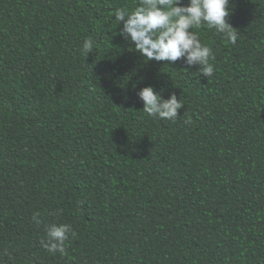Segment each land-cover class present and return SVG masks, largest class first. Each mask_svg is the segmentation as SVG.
<instances>
[{"label":"trees","instance_id":"trees-1","mask_svg":"<svg viewBox=\"0 0 264 264\" xmlns=\"http://www.w3.org/2000/svg\"><path fill=\"white\" fill-rule=\"evenodd\" d=\"M138 4L0 0V264H264V0H230L234 45L196 30L209 78L129 48L115 10ZM146 86L175 122L140 111Z\"/></svg>","mask_w":264,"mask_h":264},{"label":"clouds","instance_id":"clouds-1","mask_svg":"<svg viewBox=\"0 0 264 264\" xmlns=\"http://www.w3.org/2000/svg\"><path fill=\"white\" fill-rule=\"evenodd\" d=\"M231 14L230 0H139L134 9L117 8L114 20L119 24V36L143 61L175 64L181 60L187 66L184 69L195 66L200 76L209 78L215 71L211 63L213 50L201 42L196 30L206 26L234 45L238 32L229 23ZM92 49L93 40H84L82 54L88 56ZM162 93L163 89L157 91L153 86L137 91L136 95L143 103L140 111L153 118L175 122L184 102L175 92L167 99ZM32 220L39 225V213H34ZM70 234L74 235L71 225L52 223L47 226L40 245L53 255L57 252L65 255Z\"/></svg>","mask_w":264,"mask_h":264}]
</instances>
